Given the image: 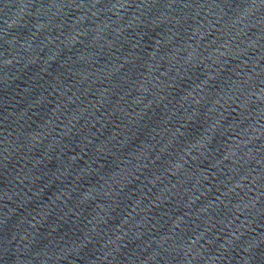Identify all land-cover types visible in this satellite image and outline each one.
<instances>
[{"label": "water", "instance_id": "95a60500", "mask_svg": "<svg viewBox=\"0 0 264 264\" xmlns=\"http://www.w3.org/2000/svg\"><path fill=\"white\" fill-rule=\"evenodd\" d=\"M0 264H264V0H0Z\"/></svg>", "mask_w": 264, "mask_h": 264}]
</instances>
